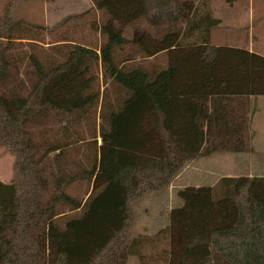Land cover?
<instances>
[{
    "label": "trees",
    "instance_id": "16d2710c",
    "mask_svg": "<svg viewBox=\"0 0 264 264\" xmlns=\"http://www.w3.org/2000/svg\"><path fill=\"white\" fill-rule=\"evenodd\" d=\"M91 1L50 30L86 18L99 43L63 38L36 54L43 26L8 8L0 20V149L13 156L0 264H264V177L179 188L166 226L131 231L134 202L188 161L250 150L249 114L229 102L264 96V56L211 44L220 19L198 0Z\"/></svg>",
    "mask_w": 264,
    "mask_h": 264
},
{
    "label": "rangeland",
    "instance_id": "374dc122",
    "mask_svg": "<svg viewBox=\"0 0 264 264\" xmlns=\"http://www.w3.org/2000/svg\"><path fill=\"white\" fill-rule=\"evenodd\" d=\"M231 0H198L196 4L198 9L202 12L208 10L212 16L220 19V24L214 27L210 32V43L213 45H232V46H248V49L257 53H264V17L261 16L262 9L264 8L262 0L254 1V11H251L252 0H248V12H243L236 15L237 9H230L228 4ZM91 0H0V20L4 18L5 8H8L14 17L23 19L29 23L39 24L44 29L40 35V41L33 40L34 47L29 46V50L33 52L42 53L45 46L52 44L55 40L63 38L71 39L72 41L87 42H100L102 36L98 31L94 32L88 28V23L85 22L86 18L77 19L71 17L65 21V24L55 26L60 20L67 15L83 11L87 8ZM245 4V0H238L237 4ZM237 12V13H236ZM95 20L97 25H101L104 16L100 10H95L88 16V21ZM129 35V34H128ZM42 38V39H41ZM25 41V40H22ZM68 42V41H66ZM36 43V44H35ZM65 43V42H63ZM24 46V45H23ZM243 46V47H244ZM26 47V46H25ZM24 47V48H25ZM44 48V49H41ZM50 48V47H49ZM53 48V47H52ZM53 52L55 53L54 49ZM162 58V55H160ZM104 86H101V89ZM253 115L251 120V132L255 140L262 144L264 143V99L257 98L253 103ZM98 122V121H97ZM96 123V122H95ZM98 126V123L96 124ZM250 133V132H249ZM98 143L100 138L98 137ZM261 151V152H262ZM11 156V155H10ZM212 157L208 160L211 161ZM222 162V161H221ZM210 164V163H209ZM212 164V163H211ZM221 170L228 169V164L222 167V163L218 164ZM11 157L0 149V179L10 177L11 173ZM187 175L190 177H197V171L188 170ZM77 188L73 190L75 194ZM168 195L157 192L148 193L134 202L135 221L131 228L134 235L143 233H154L158 229L166 226L168 220L169 199L173 195ZM174 197V196H173ZM171 200V199H170ZM173 203V201H172ZM166 205V206H165ZM172 205V204H171ZM165 206V207H164ZM171 208V207H170ZM166 224V225H165ZM168 236L163 235L158 240L148 242L144 248L143 253L150 257L155 255L160 248L168 246ZM128 264H140L137 257L129 256ZM154 264V263H149Z\"/></svg>",
    "mask_w": 264,
    "mask_h": 264
},
{
    "label": "crops",
    "instance_id": "0c3cea01",
    "mask_svg": "<svg viewBox=\"0 0 264 264\" xmlns=\"http://www.w3.org/2000/svg\"><path fill=\"white\" fill-rule=\"evenodd\" d=\"M262 1L264 5V0ZM237 2L238 0H231L229 2L230 4H228V7L234 10L237 9L238 13L236 12L237 13L236 15L238 14L241 15L243 12L241 13L239 12L242 10L245 12L246 11L248 12V8H249L248 0H245L244 5L242 3L238 5ZM90 5H92V3H89L87 8ZM251 11H254V1L253 0H252ZM243 15H245V13H243ZM261 16L264 17V8L262 9ZM243 46L244 45L242 46L240 45L238 47H243ZM244 48L248 49V46L245 45ZM260 54L264 56V53H260ZM260 97L264 99V96H248V97L241 96V97H235L229 102V108H233L232 110L236 112V114L238 113V115L243 116L244 111L245 112L247 111L246 113L247 115L249 114V122H247V128H249L250 135H251L250 141H249L250 150L246 152H240V153L215 151L207 156H198L188 161L187 164L181 169V171L172 179L167 189L164 191H160L161 193L166 194V196L167 194H169L168 199L170 197V194L174 196V197L172 196V198L170 197L171 200L169 199L170 204L168 208V213L170 212L172 207L180 204V200H178L174 195L175 191L179 188H183L186 186H195V187L210 186L211 187V186H214L221 177H264V150L263 151L261 150V142L259 143L258 141H256L251 132L253 103L255 100H257V98H260ZM242 126L243 124L241 123V127ZM262 148L264 149V143L262 144ZM9 157H11V164H12L13 156L12 155L10 156L9 154ZM210 157H212V159L209 162L208 159ZM219 162L220 164L222 163V165H220L222 167L225 166V163L228 164V169L224 167V169L221 170L218 167ZM188 170L197 171L199 174L197 177H190V175H187L186 173ZM11 173H10V177H11ZM10 177H8L7 180L0 179V181L8 182L10 180ZM166 224H168V220ZM143 234H152V233H143Z\"/></svg>",
    "mask_w": 264,
    "mask_h": 264
}]
</instances>
